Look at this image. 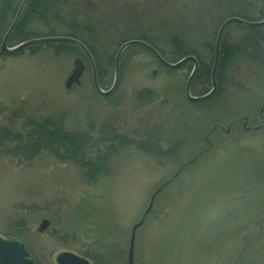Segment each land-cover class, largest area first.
<instances>
[{
    "label": "rangeland",
    "instance_id": "1",
    "mask_svg": "<svg viewBox=\"0 0 264 264\" xmlns=\"http://www.w3.org/2000/svg\"><path fill=\"white\" fill-rule=\"evenodd\" d=\"M214 1L219 0H186L197 27L183 36H189L191 46L197 47L200 59L208 64L213 50H207L203 42L209 41L197 46L194 39L209 36L214 47L218 27L229 13L255 20L263 9L261 0H236L207 13ZM20 2L14 0L6 10L2 34ZM183 3L177 1L162 14L159 10L169 5L159 9V0H96L93 9H87L84 2L75 3L71 9L81 14H77L81 20L88 13L93 16L95 33H84L83 38L95 48L106 71L99 84L102 89L111 85L115 53L127 40L158 36L155 42L165 58L180 59L169 37L170 33L180 36L182 31L176 26L162 32L158 28L179 22L178 16L186 17ZM24 30L40 36L51 30L57 35L68 32L63 24L49 25L36 18ZM246 33L236 24L226 28L236 57L225 67V93L205 105H196L185 96L192 63L165 68L138 46L120 55L117 87L107 96L93 88L83 52L57 57L45 43L0 55V125L19 129L28 116L55 117L66 129L89 132L96 139L99 131L112 126L125 138L123 148L109 158L107 170L96 180L49 153L31 160L0 154V237L22 242L35 264H57L55 256L64 250L79 255L99 250L108 264H126L132 224L142 216L156 188L183 166L157 193L136 229L133 264H264V107L260 109L264 105V57L259 50L253 54L255 59L248 56L244 45H254L251 38L242 44ZM20 41L16 35L9 44ZM78 56L85 63L80 83L66 89L65 80ZM208 79L209 83L191 88V94L207 92L210 75ZM146 88L153 99L142 104L136 95ZM240 117H247L249 129L243 127V119L227 127ZM214 124L222 127L208 135ZM147 131L167 150V156L149 155L134 146ZM43 219L48 225L38 231ZM169 227L170 235L162 238Z\"/></svg>",
    "mask_w": 264,
    "mask_h": 264
},
{
    "label": "trees",
    "instance_id": "2",
    "mask_svg": "<svg viewBox=\"0 0 264 264\" xmlns=\"http://www.w3.org/2000/svg\"><path fill=\"white\" fill-rule=\"evenodd\" d=\"M177 1L180 0H174L171 3H168V0H159V9H166V6L169 5L167 10H159L161 14L166 13V11H170L169 9H171L174 3H177ZM183 1V4H185L184 6H182L183 10L188 9L187 11H184L186 17L178 16L181 17V19L175 24H160L158 30L162 32L164 31V28L176 26L177 29H180L182 31V34L180 36H174L170 33L169 39L173 38V41H175L174 54L176 58H180L188 54H193L199 60V69L191 83V88L195 89L197 83H209L208 78L212 60L210 64L203 62L200 59L199 54L197 53V47L191 46L189 36L188 38L183 36L184 33L190 35V33L196 30L195 27H197L194 24L195 20H192L193 17L191 16V14H189L191 10L189 9L190 7L187 6L186 0ZM231 1L232 3L225 0L214 1L215 3L211 4L212 8L207 9V13H212L219 6L222 7L224 5V2H226L227 4H233L234 2H236V0ZM77 2H84L87 9H93L94 5L96 4V0H30L25 6L23 13L18 21V24L16 25L9 38V41L16 35H19L21 37V40L40 36L37 33L28 32L24 30L25 25L27 24V22L30 21L31 18H36V20L41 23L47 22V24L49 25L51 22H58V24H63V26L65 25V27L68 29V32L61 33L59 35H67L77 38L86 45V47L92 54V57L94 58L98 74V82L101 85V82L105 77L106 71L104 72V69L100 65L95 48L86 39L83 38L84 33H95L93 23H91L93 16L88 13L89 15L87 14L84 17L86 19L81 20L79 18L81 14H79L75 8L71 9L73 8V6H75V3ZM13 3L14 0H1L0 2V38L4 29L3 19L6 17V13H8L6 12V10H10V7H13ZM135 4L137 5V9L139 10V5L137 3ZM147 4L151 8V2H147ZM155 8L158 10L156 6ZM134 10H132V12ZM263 13L264 10L262 9L260 18L263 16ZM77 14H79V16ZM229 15H237L247 20H254L248 19L245 15L237 14V12H231L229 13ZM236 25H238L241 29L247 30V33L241 39L242 44L244 42L247 43L250 38L253 41V47L244 45V49L248 51L249 54H251L248 56L251 59H255V56L253 54L257 55V50H259L262 51L261 55L264 57V26L262 28H258L244 27L239 24ZM202 32V35H204L205 29ZM46 35L57 34L54 32V30H51ZM140 39L146 41L151 46H153L165 58L163 50L159 48L155 42L158 41V36L157 38H151L148 35H142ZM207 40L209 41V43L203 42L207 45V47L205 45L204 47L212 52L213 45L211 43L212 40L209 36H207V39H194L196 44H198L197 46L201 45L202 41ZM47 45L53 49V54L57 57L61 54L70 55L72 53H81V50L71 43L56 42L47 43ZM38 46L39 44H33L27 47L36 48ZM233 47L234 46L232 44L228 43V38L225 30L220 42V55L216 71V91L213 96L206 99L205 101L195 103L196 105H205L211 100L217 101L220 98V95H223V93H225V67L227 63L229 64L232 59L236 57V55L232 54ZM19 51L14 52L12 54L18 53ZM0 55L3 54L0 52ZM136 99L142 101V104H148L153 99V93L148 88L142 89L137 93ZM97 134L98 136L96 139L92 137L91 133L89 132L79 130H68L64 127L63 121L60 118L47 117L42 119H36L31 116H28L26 117L23 125L19 129H14V127H10L7 125H0V154L4 156L19 157L20 159L21 156H23V159L31 160L41 153H49L52 154L59 161L63 160L72 162L74 165L85 171V177L92 180H96L100 178L99 175L104 174V171L107 170L109 158L113 156V154H115L118 150L122 149L123 145H125V138L123 137V135L119 134L117 132V129H115V127L113 126L108 127V129H105L104 131H99V133ZM129 143L131 144V142ZM134 146L140 151H143L144 153L149 155L167 156V150H163L160 146L158 139L148 131L144 134L143 138L140 139ZM164 228L165 226L161 229ZM169 232L170 227L166 233H162V238L164 235L169 236ZM80 255L88 258L90 261L93 262V264H108L107 256H105L104 252L99 250H95L94 252H91L90 250H84Z\"/></svg>",
    "mask_w": 264,
    "mask_h": 264
},
{
    "label": "water",
    "instance_id": "3",
    "mask_svg": "<svg viewBox=\"0 0 264 264\" xmlns=\"http://www.w3.org/2000/svg\"><path fill=\"white\" fill-rule=\"evenodd\" d=\"M28 1L29 0H21V2L19 3L18 8L15 12V15H14L9 27L7 28V30L3 34L2 39H1L0 51L4 54H10V53H13L15 51H18L19 49H21L25 46L32 45V44H40V43H48V42L71 43V44L79 47L84 52V54L86 55L88 62H89V65H90V69H91V78H92L93 87H94L95 91L102 96H107V95L111 94L117 86V83L119 80V58H120V55L122 54V52L130 46H140V47L146 49L149 53H151L161 65L168 67V68H178L186 62H191L193 67H192V70L190 71V73L186 79V82H185V86H184L185 96H186L187 100L190 102H196V101H201V100L207 99L216 90L217 85H216L215 74H216V69H217L218 61H219L220 41H221L222 34H223L224 30L226 29V27L231 23H237V24H240V25L246 26V27H263L264 26V14H263V17L261 19L254 20V21L246 20V19L238 17V16H229L221 22V24L219 25L218 30L216 32L215 41H214L213 60H212V66H211V70H210L211 87L206 93H204L202 95L196 96V95L191 94V91H190V84H191V81H192V79H193V77L197 71V67H198L197 60L193 55H186V56L178 59L175 62H170V61L166 60L164 57H162V55L153 46H151L149 43H147L141 39L127 40L119 46V48L117 49V51L115 53V57H114L113 79H112L111 85L107 89L104 90L98 84L96 67H95L93 58H92L89 50L80 40H78L74 37L65 36V35H51V36L33 37L30 39L24 40V41L14 45V46H11V47L7 46V44H6L7 39L9 37L10 33L12 32V30L14 29V27L16 26V24L20 18V15L23 11V8ZM261 1H262L263 8H264V0H261ZM84 68H85V63L83 62V60L80 57H75L73 59V67H72L69 75L67 76V78L65 80L64 86L67 89H70L73 85H78L80 83V78L83 74ZM241 119H243V127L245 129H249V128L245 127V125L247 123V117L237 118L236 120L229 122V124H227L228 125L227 127L230 128V125L232 123H237ZM217 126L220 127L221 125L214 124L211 127L208 135H211L212 131L215 130L217 128ZM255 128H257V127H255ZM182 168H183V166H181L177 170V172L175 174H173V176L170 180H167L161 186L156 188V190L151 194L149 203H148L147 207L145 208L142 216L139 218L138 221H136L135 223L132 224V226L130 228V232H129L128 246H127V253H126V264H133V248H134L136 229L143 224L145 216L148 214V212L150 211V209L152 207L153 200H154L155 196L161 190L162 187H164L167 183H169L173 178L176 177L177 173ZM47 225H48L47 219L41 220L39 227H38V231L44 230ZM55 261L57 264H89V261L86 258L81 257V256H79V255H77L71 251H62V252L58 253L55 257ZM0 264H34V263L29 258L28 251L25 249L23 243L15 240V239H4V238L0 237Z\"/></svg>",
    "mask_w": 264,
    "mask_h": 264
},
{
    "label": "flooded vegetation",
    "instance_id": "4",
    "mask_svg": "<svg viewBox=\"0 0 264 264\" xmlns=\"http://www.w3.org/2000/svg\"><path fill=\"white\" fill-rule=\"evenodd\" d=\"M29 258L33 261V263L35 264L34 260L30 257V254H29Z\"/></svg>",
    "mask_w": 264,
    "mask_h": 264
}]
</instances>
